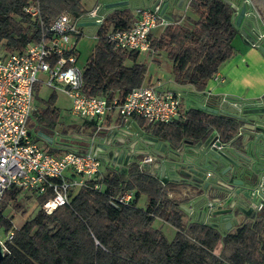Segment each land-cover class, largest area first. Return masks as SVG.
Instances as JSON below:
<instances>
[{
	"label": "trees",
	"instance_id": "1",
	"mask_svg": "<svg viewBox=\"0 0 264 264\" xmlns=\"http://www.w3.org/2000/svg\"><path fill=\"white\" fill-rule=\"evenodd\" d=\"M29 2L38 4L40 18L23 10ZM187 6L198 17L186 16L190 24L174 18L163 25L159 34L150 32V47L154 51L167 50L176 82L203 89L219 64L233 53L234 9L224 0H188ZM87 11L82 0H0V43L5 52L21 49L27 42L38 40L42 28L60 13L80 17ZM133 22L129 8L120 6L106 12L96 25L97 41L82 70L83 90L88 94L123 98L143 83L146 66L137 61L138 51L114 47L107 38L109 31L129 28ZM54 92L47 99L46 109L32 111L42 124L53 125L57 116ZM135 118L150 133L173 146L185 138L198 140L212 129L221 140H228L239 125L231 115L195 106L180 109L169 122L148 123L141 116ZM95 124V120H83L72 126L94 131ZM46 149L54 152V148ZM95 183L98 188H94ZM174 183L162 181L138 161L128 164L125 170L107 166L100 177L73 190L68 204L50 212L41 203L52 191L37 194L39 209L17 227L10 216L3 214V208L10 201L19 206L17 197L23 189L10 186L0 201V224L5 231H12V237L5 241L0 264H264V214L229 229L185 219L180 201L169 195ZM126 191L132 192L127 202H111ZM142 193L148 199L146 206L137 204ZM156 217L176 228L172 239L153 226Z\"/></svg>",
	"mask_w": 264,
	"mask_h": 264
},
{
	"label": "built area",
	"instance_id": "2",
	"mask_svg": "<svg viewBox=\"0 0 264 264\" xmlns=\"http://www.w3.org/2000/svg\"><path fill=\"white\" fill-rule=\"evenodd\" d=\"M23 10L40 18L36 2L25 4ZM136 11L138 15L129 28L108 32V41L114 47L150 50V32L156 25L168 22L156 9L141 6ZM85 15L101 22L104 17L99 6L89 9ZM84 17V14L75 17L62 12L42 28L38 40L0 55V200L10 186L38 194L51 190L52 194L41 203L50 212L58 205L68 204L73 190L102 175L103 161L97 151L66 148L50 152L33 140L28 120L34 109L36 85L64 92L70 99L71 113L97 123L114 111L122 117L141 116L148 123L172 121L180 112L179 94L169 88L159 89L157 84H141L123 98L115 95L108 99L105 95L85 92L83 68L76 64L77 34L82 33L78 21ZM257 42L263 46L264 54V27L258 33ZM153 159V154L147 153L141 162ZM98 187L95 183L94 188ZM131 197L132 192L126 191L111 202H127ZM11 237L12 231H9L5 240L0 238L4 251L5 241Z\"/></svg>",
	"mask_w": 264,
	"mask_h": 264
},
{
	"label": "water",
	"instance_id": "3",
	"mask_svg": "<svg viewBox=\"0 0 264 264\" xmlns=\"http://www.w3.org/2000/svg\"><path fill=\"white\" fill-rule=\"evenodd\" d=\"M224 1L234 9L231 18L234 28L247 41L257 44L263 52V46L257 42L258 33L264 27L260 22V13L252 7L249 0H242L240 6L234 0ZM253 1L264 17V0ZM183 2L184 0H148L147 4L165 19L172 20L167 7L171 5L181 7ZM132 4L134 5L132 0H113L105 2L103 8L110 11L116 7ZM85 17L86 19L78 21L80 26H95L101 23L100 19L92 16L85 15ZM182 94L197 108L235 117L239 121L237 132L230 139L221 140L218 132L212 129L196 141L189 139L185 147V139L178 146H173L169 141H163L152 133H143L139 126L129 119L126 126L132 122L138 130L136 137H134L135 131L129 129L124 132L127 139L101 144L96 151L102 153L103 162L107 160L104 156L107 151L109 158L113 159L111 166L117 168L116 165L121 164L120 169L127 167L133 161L150 168L151 162H141L138 155L152 153L154 159H158L154 165L158 169L155 174L162 181L171 179L193 186V192L189 197L195 199L194 207H188L184 203L179 204L185 212L195 214L193 216L195 220L217 227L224 223V227L229 229L232 225L238 224V218L234 213L236 210L237 213L254 216L264 205V105H258L256 108L245 107L240 112H233L211 105L185 91H182ZM132 140V146L136 147L134 153L127 152L124 155L126 142ZM62 147L79 149L70 145ZM222 231L224 232L225 229ZM3 255L4 248L0 243V259Z\"/></svg>",
	"mask_w": 264,
	"mask_h": 264
},
{
	"label": "crops",
	"instance_id": "4",
	"mask_svg": "<svg viewBox=\"0 0 264 264\" xmlns=\"http://www.w3.org/2000/svg\"><path fill=\"white\" fill-rule=\"evenodd\" d=\"M249 1L252 3V7L260 13V22L263 23V26H264V17L262 16L261 12L259 11L254 1L253 0H249ZM104 2L105 0H97L88 8V10L93 8L94 6H99L100 12L105 15V13L108 11L103 8ZM132 2L134 3V5L132 4L131 6L129 5H124V6L128 7L129 10L133 13L134 20L136 19L138 15L136 11L138 7H141V6L149 7L150 6V4H147L148 0H132ZM234 2H236L240 6L243 1L234 0ZM187 3H188V0H184L183 5L181 7H176L175 5H171L167 7V12L172 16V20L174 18H180V21L182 23L190 24L189 20L191 18L198 17V14L194 10L188 7ZM186 16L189 17L190 19H187ZM84 19H86V17H84ZM172 20H167V21H172ZM161 26L163 28V25ZM87 27H94V30H95L96 25L95 26L88 25ZM82 31H83V26H82ZM160 31L157 34H159ZM153 34H155V32H153ZM231 42L234 47L233 53L219 64L217 72L212 77L206 80V83L203 89H196L192 84L178 83L175 80L173 81L171 80V82L170 81L164 82L161 78L162 75L163 76L165 75L164 72L161 75L156 74L154 77L152 73L148 75L146 72L142 84H157V87L159 89L169 88V89L174 90L180 96V109H185V108L193 106L189 101L185 99V97L182 94V91H185L187 94H191L193 96L201 98L203 101L207 103L209 101L208 98H211L214 106L221 107L229 111H233V112L235 111L240 112V110H242V108H245V107L256 108L258 105H264L263 103V100H264V54L263 52L261 51V49L258 47L257 44H253L247 41L244 38V36L237 30ZM76 51H77V58H78L79 50L77 49V41H76ZM139 53H148L150 56H152L153 60H157L158 62L161 61L158 58V55H157L158 52L152 50V48L147 51H138L137 57L139 56ZM137 61H140V60L137 58ZM131 62H132L131 60H128V63H131ZM151 66L152 65L150 63L149 70H151ZM215 75L217 77H215ZM36 108L39 109L40 107L37 106L34 102L33 111ZM32 115H36V114H34V112L31 113L29 120H28L29 125H30V118ZM113 116L115 117L114 121H112ZM129 119H132L139 126V128L143 131V133H150L149 130L145 128L143 125L141 126L140 124H138L135 117H122L115 111L106 115L98 123L96 122L97 123L95 124L96 130L90 131V129H88L87 127L86 134H88V138L85 139L83 142L78 141L77 143H70L64 140H60V137L54 138L51 132L47 131L45 128L42 127L41 125L42 123H40V125L37 126V129L39 131V134L37 135H33V133L31 132L30 126L28 127V129L30 130V134L33 140H35L37 143H39L44 148H54V152H61V149H64L62 147L63 145H70V146H73L79 149L86 148V149H91L93 151H96V148L99 147V145L101 144H109L117 140H123V138H126V135L124 132L128 131L129 129L132 131H135L134 137H136L138 134V130H136L132 122H129V126H126V123H128ZM97 126L99 127L97 128ZM162 140L168 142L167 140H164V139ZM188 140L189 139H185L184 147L189 142ZM132 144H133V140L126 142V147H124V155L127 152H130V154L134 153V150L136 149V147L132 146ZM176 148L178 149V147ZM105 152L106 153H104V156L107 160L106 162L104 161L102 164V171H105L107 166L115 168L114 166H111V163H113V159L109 158L107 151ZM97 153L101 158L102 153L101 152H97ZM141 156L143 155L141 154ZM141 156H139V158H142ZM157 162H158V159H153V161L150 163V168L148 169L152 173L158 172L157 171L158 169L154 166ZM103 166L105 168H103ZM116 167L121 168V164L116 165ZM167 167L168 166L166 165V173H165L166 176L168 175ZM126 168L127 167H123L122 170H125ZM167 181L175 182L174 183L175 186H173V189L170 190L169 195L174 196L176 199H178L180 201L179 204L184 203L186 206L193 208L195 205L194 203L195 199L189 197V195H191V193L193 192V186H191L190 184H186L185 182L183 183V182L175 181L171 179H167ZM26 191L34 193L29 190H26ZM139 197L137 198V204H138ZM10 202H8V204H10ZM197 204L198 203H196V205ZM237 211L238 210H236L234 213L237 216L238 223H239L241 221H245L248 219H254L257 215L264 214V205L262 206L261 209L258 210L259 212L257 211V214L254 216L247 215L242 212L237 213ZM194 215L195 214L193 213L189 214L186 212L185 219L195 220L193 217ZM7 216H10L12 220L11 215H7ZM156 218H160V217H156ZM160 219L164 221L165 223L170 224L164 219L162 218ZM17 226L19 225H14V227H17ZM162 226L163 225L159 227L162 229ZM234 226L235 225H232L230 228H233ZM172 227L176 232V228L174 226ZM220 227L221 228L224 227V223H222ZM174 230L172 231V233L174 232Z\"/></svg>",
	"mask_w": 264,
	"mask_h": 264
},
{
	"label": "rangeland",
	"instance_id": "5",
	"mask_svg": "<svg viewBox=\"0 0 264 264\" xmlns=\"http://www.w3.org/2000/svg\"><path fill=\"white\" fill-rule=\"evenodd\" d=\"M95 1L97 0H82V5L88 9ZM109 1L113 0H105V2ZM161 28L162 26L158 24L152 29L151 32H155V34H157L161 30ZM96 41L97 36L95 34L94 27L83 26L82 34L77 40V49L79 50V55L76 61L77 66H79L80 68H83L85 66L86 59L91 53ZM157 52L158 58L161 60L160 62H158L157 60H153L152 56H150L148 53H139V56L137 58L145 63L146 72L148 75L152 73L154 77L156 74L161 75L164 72L165 75L161 76L162 80L164 82H171V80L173 81L174 79L172 73V61L167 53V50L164 48H160L159 50H157ZM4 53L5 49L3 48V44L0 43V55ZM150 63L152 65L151 70H149ZM53 92V89L47 85H40L38 86V88L35 87V104L42 109H46L48 105L47 99ZM54 93L55 97L53 100V105L56 108L55 110L57 111V116L53 120V125L41 124L42 127L51 132L54 138L60 137V140H64L70 143H77L78 141L83 142L88 138V134H86V127L81 125L78 127L72 126L81 124L83 119L80 116L71 113L70 99L64 92L57 90ZM112 119V121H114L115 117L113 116ZM38 125H40V122L35 115H32L30 118L29 126L33 135L39 134V131L37 129ZM64 129H67V131L64 132ZM138 156H141V154H139ZM103 168L105 167L103 166ZM37 194L38 193H31L23 190V192H21L17 197L19 206H16L12 201L10 202V204L6 205L3 212L6 215L12 216V222L14 225H20L26 218L32 217L39 209L40 205L38 203ZM147 204V196L144 193L140 194L138 205L146 206ZM161 225H163L162 230L167 238L172 239L175 234V230L172 227L173 225L165 223L160 218H155L153 221V226L159 227ZM173 230L174 232L172 233ZM7 236L8 231H5L4 225L0 224V238L2 240H5Z\"/></svg>",
	"mask_w": 264,
	"mask_h": 264
},
{
	"label": "flooded vegetation",
	"instance_id": "6",
	"mask_svg": "<svg viewBox=\"0 0 264 264\" xmlns=\"http://www.w3.org/2000/svg\"><path fill=\"white\" fill-rule=\"evenodd\" d=\"M185 139H188V138H185ZM194 141H196V140H194Z\"/></svg>",
	"mask_w": 264,
	"mask_h": 264
}]
</instances>
